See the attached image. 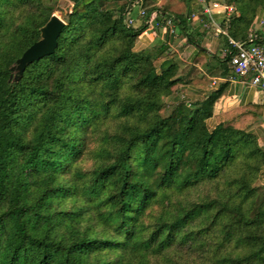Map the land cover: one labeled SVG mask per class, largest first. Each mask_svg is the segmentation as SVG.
Masks as SVG:
<instances>
[{
	"label": "trees",
	"instance_id": "1",
	"mask_svg": "<svg viewBox=\"0 0 264 264\" xmlns=\"http://www.w3.org/2000/svg\"><path fill=\"white\" fill-rule=\"evenodd\" d=\"M136 1L69 0L55 51L18 75L58 0H0V264H264V104L215 112L229 82L187 68L176 33L135 50ZM226 2L212 55L189 13L157 17L221 78L229 37L264 46V0Z\"/></svg>",
	"mask_w": 264,
	"mask_h": 264
},
{
	"label": "crops",
	"instance_id": "2",
	"mask_svg": "<svg viewBox=\"0 0 264 264\" xmlns=\"http://www.w3.org/2000/svg\"><path fill=\"white\" fill-rule=\"evenodd\" d=\"M212 0H209V2ZM222 2L224 0H215ZM142 8L145 12L155 13L158 17L159 12H166L172 15H184L189 13L190 25L194 28H189L190 31L194 30L196 38L209 52V55L215 53L221 48V42L218 37L217 28H221V22L226 20V14L217 9L212 12L211 16L202 12V5L198 0H137L133 5L130 15L135 18L134 25L137 26L141 23L142 17L138 15V10ZM236 12V11H235ZM237 13V12H236ZM264 13L259 11L254 20V31H258L261 36H264ZM176 35V34H175ZM171 37V36H170ZM168 37V38H170ZM175 38V37H174ZM157 40H163V38L155 39L148 38L146 36H140L135 43V50H143L151 46ZM170 45V49L178 54V57L184 62L185 66L189 68L194 65L196 70H205L211 75L212 83L218 79L227 80L229 85L226 91L219 97L215 104V112L229 110L235 106L246 103H262L264 104V91L257 87L250 85V74L242 77L221 78L219 76L220 67L219 64L210 58L209 65L206 67L193 63V58L198 48L186 41L185 37L178 38L176 40H167ZM231 76V75H230ZM185 94L191 98L197 96L191 88H186ZM259 136L261 144L264 146V113L262 119L255 129ZM260 182L264 183V167L260 173Z\"/></svg>",
	"mask_w": 264,
	"mask_h": 264
},
{
	"label": "built area",
	"instance_id": "3",
	"mask_svg": "<svg viewBox=\"0 0 264 264\" xmlns=\"http://www.w3.org/2000/svg\"><path fill=\"white\" fill-rule=\"evenodd\" d=\"M202 5V12L211 16L212 12L220 9L228 17L236 9L233 5L228 4L226 0L219 2L212 0H198ZM138 15L145 17V24L147 25L139 34L140 36H146L148 38L159 39L160 37L166 39L175 34V25L172 18L167 17L164 19H157L155 13H146L144 9L138 10ZM135 18L128 13L126 19L127 25H133ZM218 33L226 32L220 28H217ZM252 37V36H250ZM229 47L235 49V52L231 55L229 64L232 69V75L230 78L235 79L250 74V85L259 88L264 91V46L255 43L244 44L241 41H236L232 38H228ZM229 47L223 49V53L228 52Z\"/></svg>",
	"mask_w": 264,
	"mask_h": 264
},
{
	"label": "water",
	"instance_id": "4",
	"mask_svg": "<svg viewBox=\"0 0 264 264\" xmlns=\"http://www.w3.org/2000/svg\"><path fill=\"white\" fill-rule=\"evenodd\" d=\"M65 21L53 13L40 29V38L27 47L15 64L11 66L18 75H22L26 66L45 55L52 54L58 43V37Z\"/></svg>",
	"mask_w": 264,
	"mask_h": 264
},
{
	"label": "rangeland",
	"instance_id": "5",
	"mask_svg": "<svg viewBox=\"0 0 264 264\" xmlns=\"http://www.w3.org/2000/svg\"><path fill=\"white\" fill-rule=\"evenodd\" d=\"M70 5L69 0H58L57 5H56V10L54 11V13L56 15H58L60 18L63 19L62 17V12ZM175 38H173V40H176L178 38H181V36L179 35V32L176 31L175 32Z\"/></svg>",
	"mask_w": 264,
	"mask_h": 264
}]
</instances>
